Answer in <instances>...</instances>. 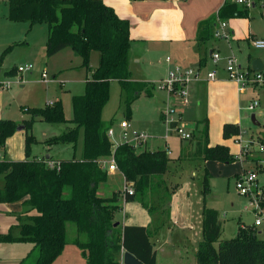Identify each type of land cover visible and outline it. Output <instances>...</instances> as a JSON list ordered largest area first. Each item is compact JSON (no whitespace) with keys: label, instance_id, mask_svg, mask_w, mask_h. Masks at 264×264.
<instances>
[{"label":"trees","instance_id":"16d2710c","mask_svg":"<svg viewBox=\"0 0 264 264\" xmlns=\"http://www.w3.org/2000/svg\"><path fill=\"white\" fill-rule=\"evenodd\" d=\"M255 1L264 7V0ZM6 5L8 21L27 22L30 27L46 26L48 58L70 48L80 59L87 77L84 94L72 98V120L65 119L59 99L42 109L32 110L31 120L22 126L0 120V152L5 150L6 141L18 127L30 129L37 120L74 126L61 136L44 142L48 146L67 143L72 144L75 151L79 133H82V153L78 160L56 161L52 167L48 165L51 160L44 157L17 162L0 160V204L22 201L23 205L18 225L0 235V244L27 242L32 245L31 253L38 252L35 264H52L67 244L66 225L71 223L78 235L72 243L80 250L85 264H120L123 252L133 255L141 264H156V251L150 237L151 233L167 225L170 201H164L163 190L157 194L155 190L163 185L162 177L169 172L171 159L164 150L136 152L126 143L113 149L107 136L109 129L102 121V111L109 100L113 81L127 92L124 116L128 120L133 103L143 92L146 97H152V84L133 80L128 20L118 17L102 0H6ZM217 17L222 21L243 19L248 15L234 2H225ZM211 25L210 22L200 24L199 42L209 40ZM93 51L99 55L96 69L89 66ZM248 69L251 70L250 65ZM109 123L112 125L113 122ZM199 124L202 129L197 147L189 157L198 166L207 161L226 164L235 161L226 146L209 145L208 125L197 123L196 130ZM170 127L175 125L170 124ZM239 136L238 125H223L224 140ZM25 142L28 155L31 146L37 142L32 135H27ZM187 155L183 153L180 162L185 161ZM112 156L124 178L125 188L131 184L134 190L133 195H125V201H137L153 216L152 230L141 226L119 229L113 222L119 210L117 195L103 198L98 194L99 188L107 182V171L102 168V163ZM244 159L246 163V156ZM258 163H254V169L262 172ZM209 179L204 167L201 176L204 198L209 193ZM163 189L167 190L166 186ZM261 205H264L262 200ZM202 217L203 240L198 245L195 264H264V239L258 238L254 227H238L233 239L220 240L222 225L218 213L204 208Z\"/></svg>","mask_w":264,"mask_h":264},{"label":"rangeland","instance_id":"374dc122","mask_svg":"<svg viewBox=\"0 0 264 264\" xmlns=\"http://www.w3.org/2000/svg\"><path fill=\"white\" fill-rule=\"evenodd\" d=\"M183 1V0H181ZM215 0H196L191 6L203 10L211 6ZM246 10L248 17L243 19L222 20L226 23L224 32L227 38L216 39L213 34L206 43L219 53L221 57L234 55L242 67H246L248 59L260 60L264 66V49L253 48L252 39L264 40V7L261 2L254 1V6L238 5ZM6 0H0V120L12 121L22 126L31 120V111L42 109L50 102L59 99L63 106L64 117L72 120V98L81 96L85 92L86 71L81 68V61L66 48L54 56H46L47 29L44 25L30 27L27 22L13 23L7 19ZM217 18V17H216ZM218 25V24H217ZM167 32L165 27L152 33L145 42L135 41L132 47L141 55L146 64V80L153 82L152 97H146L143 92L131 107V119L124 116V102L127 92L122 90L113 81L110 85L109 100L102 111L104 125L113 131L110 141L113 149L123 144L121 139L123 130L120 123L124 120L131 126L130 130L142 132L147 136L144 147L136 148V152L148 150H168L171 155L169 172L162 177L163 185L156 188V194L163 190L164 201L173 200L179 209L190 205L210 209L218 213L222 224L220 240L233 239L237 227L252 226L256 218L249 196H241L234 187L237 176L243 174L244 169L252 171L254 163L262 164V172H258V186L262 188V202H264V153L256 152L258 143H264V129L260 126L264 116V84L249 86L239 90L235 82L221 79L216 84L207 83L206 75L212 71L213 64L207 51L205 68H199L198 60L193 59L185 49L180 55V46L176 40L169 39L163 42L162 37ZM149 35V34H148ZM231 40L234 41L231 48ZM165 43V45H163ZM187 48V45H184ZM10 47L6 52L4 50ZM223 61V60H222ZM218 63L223 66L225 62ZM99 64V55L93 51L90 55L89 66L96 69ZM179 67L181 70H193L198 73L196 79H191L184 89L186 104L170 95L167 89H160L159 83ZM199 68V69H198ZM213 68V69H212ZM264 73V70H263ZM45 78H42V75ZM258 101L259 106L250 112L247 107L250 102ZM172 108L175 113L169 115L168 122L164 120L166 109ZM254 115L256 124L251 121ZM112 121V125H109ZM179 121L186 129L192 130L191 141H181L171 130L170 123ZM205 122L208 125V140L210 146L224 145L235 161L226 164L218 161H207L198 166L197 162L189 157L196 150L201 124L197 130V123ZM232 123L240 128V136L229 140L222 138L224 124ZM258 124V125H257ZM72 124H51L37 120L30 129L16 131L6 142L5 150L0 152V160L23 161L34 157L49 156L52 165L56 161H67L81 158L82 133H79L77 146L74 151L72 144L55 143L50 146L44 142L61 136ZM130 130L128 134L130 133ZM32 135L37 143L31 146L30 154H26V136ZM236 139L240 142L237 143ZM252 141L253 147L246 153V164L237 160L240 149ZM181 151L187 153L185 161L178 162L177 156ZM53 160V161H52ZM206 168L209 175V193L202 194V169ZM164 186L167 190L164 191ZM125 182L119 171H107V182L99 190V196L111 198L114 194L124 196ZM161 192V191H160ZM68 191L66 196H68ZM193 197V198H192ZM170 198V199H169ZM189 198V201L187 202ZM138 199V197H137ZM192 199V200H191ZM168 200V201H167ZM198 201V204L196 203ZM183 207V208H185ZM182 210V209H181ZM257 217L261 220L260 227H254L258 238L264 239V205L260 204ZM123 212L117 217L120 219ZM156 216V215H155ZM75 227L71 223L66 225L67 244L62 255L52 264H85L78 247L72 242L77 237ZM32 246L27 242L14 243L10 246L0 244V264H35L38 252L31 253ZM170 251V249L168 248ZM179 260L175 261L167 254L157 252V264H195L193 253L188 247L179 249Z\"/></svg>","mask_w":264,"mask_h":264},{"label":"crops","instance_id":"0c3cea01","mask_svg":"<svg viewBox=\"0 0 264 264\" xmlns=\"http://www.w3.org/2000/svg\"><path fill=\"white\" fill-rule=\"evenodd\" d=\"M102 1L108 6L112 7L118 17L128 20L130 24V39H131L130 67L134 74L133 80L143 81L149 84H153V82L147 81L146 76H143V74L147 70L146 64L145 61L142 59L141 55H139L137 51L134 50V48L132 47L133 42L135 41L145 42L147 37L152 36V33L158 32L162 29V27H165L167 32H164V35L162 37L163 42H167V40L169 39L176 40V42L180 46V50H181L180 55H184L185 49H187L188 55H190L193 59L198 60L199 68L200 67L205 68L207 62L206 60L207 51L208 50L210 51L209 52L210 56L211 53L214 52V49H212L210 45L207 48L205 44L209 42L214 44V42L210 40L211 39L210 37L209 40L204 43L198 41L199 26L202 23L210 22L212 24L210 27V35L211 33L213 34V31L216 30V28H218L217 23L219 19L217 15L221 6L225 2L235 3V0H215L213 1L210 7L200 11L198 9H194V7L191 6L192 1L194 5V2L196 0H183V1L181 0H140V1L102 0ZM231 41H232L231 48H233L234 41L233 40ZM163 45H165V43H163ZM184 45H187V48ZM222 58L223 61L222 60L221 61L224 62V58L226 57H222ZM250 64H251L250 59H248L247 66L243 68L247 69ZM224 66L225 64L223 66H218V64L216 66L213 65V68L217 72L216 79L213 81H207V83L216 84L221 79L228 80L226 72L224 71ZM148 151H155V150H148ZM164 151L167 152V155L169 156L171 155V152H169L168 150H164ZM183 153L184 151H181L180 154L177 156L178 162H180L179 159ZM34 158L41 159L43 157L41 156ZM262 164L263 163L260 164L261 167ZM261 169L263 170V167ZM1 186H2V178H0V187ZM188 201L189 198L187 202ZM117 202L119 205V210L118 212L115 213L113 222L119 225V229H122L125 226H141L145 228H150V230H152L151 227L153 226L152 225L153 216L151 217L148 211L145 210L140 205V203H138L137 201L126 202L124 197H121V195L119 194L117 195ZM169 204H170L169 221L167 225L159 229L156 233L155 232L151 233V237H150V241L152 242L153 248L156 251V264L158 261L157 252L163 254L167 253L172 258V260L175 261V257H177V260L180 261L179 249L183 251L184 247L185 248L188 247L190 251L193 253V256L195 258L198 245L203 240V233H202L203 209L199 207L198 208L194 207L193 201L192 203H190V205H186V207L184 205L180 209L177 206H175L173 200H171ZM195 204H198L197 200ZM22 211H23L22 201L10 203V204H0V235L6 234L11 227H15L16 225H18V220H19L18 216L21 215ZM120 212H123V214L119 219L116 214ZM154 218H157V216L154 215ZM253 227L256 228L254 224ZM6 245L10 246L11 244H6ZM168 248L170 249V251L168 250ZM181 262L183 261H180V263Z\"/></svg>","mask_w":264,"mask_h":264},{"label":"built area","instance_id":"2783aa9c","mask_svg":"<svg viewBox=\"0 0 264 264\" xmlns=\"http://www.w3.org/2000/svg\"><path fill=\"white\" fill-rule=\"evenodd\" d=\"M255 0H235V3L237 5H246V7L254 6ZM218 29L219 31H215L214 37L216 39H222L227 38V34L224 32V29L226 28L225 21L218 20ZM253 48L255 49H264V40H256L252 39L251 42ZM211 61L214 66H216L223 58L219 55V53H211ZM225 66L224 71L226 72L227 79L229 81L235 82L239 90L252 86H262L264 84V73H256L252 70H249L248 68H243L238 60L235 58L234 55H230L226 58H224ZM198 73L191 70H181L179 67L175 69L174 72L170 73L165 80H162L159 83L160 89H167L168 93L170 95H173L175 98L181 100L183 104H186V92L185 88L187 84L191 81V79H196L198 77ZM217 72L215 69L208 72L206 75V79L208 81H213L216 79ZM42 78H45V75H42ZM1 86H6V84L2 83ZM259 106L258 101H252L249 103L247 110L252 112L255 110L256 107ZM175 113V111L172 108L166 109L164 114V120L168 122L169 115ZM174 124L175 127L171 128L174 135L179 138L181 141H190L192 139V130L186 129L184 124H181L179 121L170 123ZM260 126L264 129V116L262 118ZM120 128L123 130L121 139L124 141V143L133 146L134 149L144 147L146 145L147 136L142 133L138 132L136 130H130L131 126L127 123L126 120L120 123ZM130 130V133L128 134ZM107 136L110 139L113 136V131L109 129L107 131ZM236 142L239 143L240 140L236 139ZM252 141L249 142L246 146L241 147L240 154L237 156L238 160L243 162L245 159L246 153L253 147ZM256 152L258 153H264V143H258L256 148ZM244 163V162H243ZM48 165L52 167V163L49 162ZM102 168L109 172H115L118 170L117 165L115 163V160L112 157H110L106 162L102 163ZM258 172L256 169H253L252 171L245 169L243 171V174L241 176H238L235 179L234 187L237 193L241 196H249L251 198V206L254 207L253 212L256 215V218L254 220V226H260L261 220L257 217V210L260 208L261 200H262V188L261 186H258ZM134 190L132 188V185H128L127 188H125L124 192V199L125 195H133ZM123 256V255H122ZM120 264H123V259L121 257Z\"/></svg>","mask_w":264,"mask_h":264},{"label":"water","instance_id":"95a60500","mask_svg":"<svg viewBox=\"0 0 264 264\" xmlns=\"http://www.w3.org/2000/svg\"><path fill=\"white\" fill-rule=\"evenodd\" d=\"M250 68L253 72H256V73H261L264 70L263 63L260 60L251 61ZM251 121L254 124H256L254 115L251 116ZM22 129H23V127H18L17 131H20ZM45 159H49V156H46ZM122 259H123V264H141L133 255H131L127 252L123 253Z\"/></svg>","mask_w":264,"mask_h":264}]
</instances>
